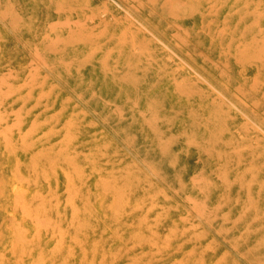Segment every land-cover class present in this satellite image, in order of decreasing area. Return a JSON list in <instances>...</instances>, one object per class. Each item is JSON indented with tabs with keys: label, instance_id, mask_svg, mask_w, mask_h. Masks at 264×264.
I'll use <instances>...</instances> for the list:
<instances>
[{
	"label": "rangeland",
	"instance_id": "obj_1",
	"mask_svg": "<svg viewBox=\"0 0 264 264\" xmlns=\"http://www.w3.org/2000/svg\"><path fill=\"white\" fill-rule=\"evenodd\" d=\"M0 264H264V0H0Z\"/></svg>",
	"mask_w": 264,
	"mask_h": 264
},
{
	"label": "bare ground",
	"instance_id": "obj_2",
	"mask_svg": "<svg viewBox=\"0 0 264 264\" xmlns=\"http://www.w3.org/2000/svg\"><path fill=\"white\" fill-rule=\"evenodd\" d=\"M165 5H167V4H165ZM105 15V14H104ZM104 17V16H103ZM59 52V51H58Z\"/></svg>",
	"mask_w": 264,
	"mask_h": 264
}]
</instances>
